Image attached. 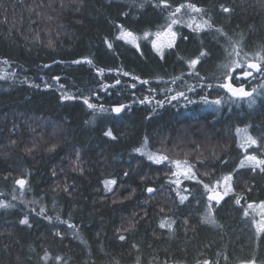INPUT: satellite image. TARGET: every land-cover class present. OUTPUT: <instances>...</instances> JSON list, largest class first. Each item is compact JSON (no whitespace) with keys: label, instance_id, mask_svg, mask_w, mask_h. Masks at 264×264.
Segmentation results:
<instances>
[{"label":"trees","instance_id":"obj_1","mask_svg":"<svg viewBox=\"0 0 264 264\" xmlns=\"http://www.w3.org/2000/svg\"><path fill=\"white\" fill-rule=\"evenodd\" d=\"M157 2L0 0V201L12 205L0 208V264H264V232L253 222L264 173L239 167L246 153L236 133L247 128L259 145L248 154L264 158V78L246 82L257 88L251 106L216 87L228 41L215 31L242 35L241 47L253 55L264 46V0H190L214 27L174 26L175 47L164 48L163 58L149 42L154 37L138 41L139 49L115 39L120 24L138 35L160 30L171 9ZM201 51L208 55L191 68ZM178 92L184 96L171 99ZM84 97L109 111L89 109ZM116 104L127 107L115 114ZM109 129L116 139L104 134ZM145 138L146 151L192 165L197 179L179 177L183 204L171 182L174 165L136 151ZM230 173L234 192L216 205V225L205 223L208 194L197 181L212 185ZM22 177L24 189L14 183ZM105 179L117 181L111 192ZM25 216L31 226L20 223ZM162 220L174 221L172 228H161Z\"/></svg>","mask_w":264,"mask_h":264},{"label":"snow or ice","instance_id":"obj_2","mask_svg":"<svg viewBox=\"0 0 264 264\" xmlns=\"http://www.w3.org/2000/svg\"><path fill=\"white\" fill-rule=\"evenodd\" d=\"M156 7H162L163 9H171L168 11V15L166 17L167 23L163 26H161L160 30H157L155 32L151 31H144L141 35L136 34L135 32L127 29L124 27V25L120 24L117 25V29L119 34L115 37L116 40L125 41L128 44L134 45L137 49H139L140 45L138 41L141 39L143 40H149L150 37H154V39H151L149 42L152 44V47L156 49L157 52L160 53L161 58H163V49L164 48H173L175 47V43L177 40V31L174 30V26L177 25H183L186 26L188 29H191L194 33H199L201 31H204L206 29H212L214 26L211 23L210 19H204V9L197 7L196 4L191 3L190 0H187L185 3L179 4V6L173 7L169 0H158ZM182 10H184V13L188 15V19L184 20L183 16L181 15ZM222 10L224 12H229L230 9L227 7L222 6ZM195 15H192V14ZM124 15H127V13H124ZM197 16L200 17V19H197ZM218 33H220L222 36H224L228 44L226 47H224V53H225V63L221 64L219 67L222 69L221 75L217 77V79L220 81L216 87L223 89L228 95L229 99L236 98L237 100H248L249 106H251L252 103H254L253 99H250L253 97V94L257 92L256 87H251L248 89L246 87V82L251 79H257L264 78V46H262L258 51H256L253 55H250L247 51H244L241 47L243 42V36L241 35L239 40H233L231 37L228 36L227 33L223 32L222 29H215ZM185 40L187 37H183ZM108 48H112V43L105 41ZM49 46H52V42L49 41ZM208 53L206 51H201L199 53V56H197L194 59H191L188 61L189 66L193 69L196 68V65L200 63L201 58L207 56ZM88 64H92L91 60H86ZM8 61L5 60L4 64H7ZM73 63H81V61H73ZM98 73L103 76L104 69L98 68ZM125 76H128L129 73L124 72ZM258 74V76H257ZM199 75V73H197ZM0 78H6L0 77ZM54 79L59 80V77H55ZM134 79L139 80L142 84H148L149 81L147 80H140L139 77H134ZM121 81L117 79L115 81V84H120ZM115 85H102L101 87L103 90L107 91L109 87H114ZM132 88H135L136 85L132 84ZM209 87H212V85H209ZM264 88V85L261 86ZM61 88H63V85H61ZM184 96L183 92H178L175 96H172L171 99L175 100L178 97ZM62 100H73L76 99V97L62 93L61 94ZM202 100L204 103H212L215 105H220L222 103V98H217L214 101H209L207 97H202ZM144 100H141L140 103H144ZM150 102V101H149ZM193 101H189V103H192ZM83 103L93 111H109V109H105L104 106L97 105L94 103H91L89 101L88 97L83 98ZM161 103V102H158ZM127 105L124 104H116L114 105L110 111L115 113L122 112ZM237 135L240 137V143L239 147L244 150L246 153L244 158L240 160L239 167L244 168L246 166H249L255 171L256 169H259L261 173H264V158L258 157L255 154H248V150L252 148L253 146H259L258 141L253 138L251 135L248 134L247 128H237L236 129ZM106 136L111 137L112 139H116V137L113 135L111 129L107 130L104 133ZM146 141L147 138H145V145H143L141 148H137L136 151L141 153V155H146L147 159L150 161H153L156 164L164 163L165 161H168L169 164L174 165L175 171L172 173L173 176H176L177 179L174 181H171L172 183L177 185L176 188V194L179 196L180 203L183 204L187 199V195L181 194L180 190V184L182 183L179 179L180 176H183L186 180H194L196 178V173L193 171L192 165L189 164L187 159L181 160H169V157L167 155H163L160 153H153L151 151H146ZM15 143V141H13ZM50 151L53 149H49ZM27 151L31 152L32 149H27ZM82 171V169H80ZM55 175V173H53ZM125 176L128 175V173H124ZM233 175L227 174L221 176L218 180L214 181L212 185L208 183H204L203 181H197L198 183H201L203 186V189L208 194L207 195V209L205 216L203 218V221L208 224L216 225V220L214 216L213 211V202L216 203V205H219V203L224 199L225 196H227L229 193L234 192L233 188ZM16 185H19L20 189H24L25 185L28 183L27 179L25 178H19L14 181ZM117 184V181L115 179H105L103 181V185L105 187V190L108 192H111L113 190V186ZM221 185L223 186L222 191L219 189L221 188ZM67 190V189H65ZM146 191L148 193H153L156 191L154 188H147ZM185 192H187V189H184ZM21 195H23V192H21ZM243 197L237 196L235 199V204L239 205L241 203V199ZM13 199H16V196H13ZM12 207V205L5 203L4 201H0V208H7ZM254 205L249 203L247 205V209L244 210V215L248 216L249 212L248 209H253ZM260 212L258 215L260 216L259 220H256L255 217H253V222L256 226L257 233L264 232V202H261L259 205ZM45 209L42 207L40 210L39 215H44ZM45 219L51 221L53 217L51 216H45ZM57 220L60 219V217L57 215ZM62 223L68 224L70 228L75 229V225L68 223V221H61ZM21 224L29 225V220L27 216H25L24 219L20 221ZM174 221H161L160 227H168L169 229L172 228V224ZM31 226V225H29ZM59 235V233H57ZM120 240H124L125 236L120 235ZM44 259H48V254L45 253ZM56 259H61L60 257H57ZM204 264H209L208 261H205ZM249 264H256L255 260L249 261Z\"/></svg>","mask_w":264,"mask_h":264},{"label":"rangeland","instance_id":"obj_3","mask_svg":"<svg viewBox=\"0 0 264 264\" xmlns=\"http://www.w3.org/2000/svg\"><path fill=\"white\" fill-rule=\"evenodd\" d=\"M163 50H164V49H163ZM248 134H249V133H248ZM239 143H240V137H239ZM225 197H226V196H225ZM225 197H224V199H225ZM224 199H223V200H224ZM223 200H222V201H223ZM222 201H221V202H222ZM219 205H220V203H219ZM215 208H216V203L213 202V211H214ZM206 209H207V204H206L205 210H206ZM259 211H260V210H256V212H258V213H259ZM245 264H249V263H245Z\"/></svg>","mask_w":264,"mask_h":264},{"label":"bare ground","instance_id":"obj_4","mask_svg":"<svg viewBox=\"0 0 264 264\" xmlns=\"http://www.w3.org/2000/svg\"><path fill=\"white\" fill-rule=\"evenodd\" d=\"M121 113V112H120ZM120 113H115V114H120Z\"/></svg>","mask_w":264,"mask_h":264}]
</instances>
